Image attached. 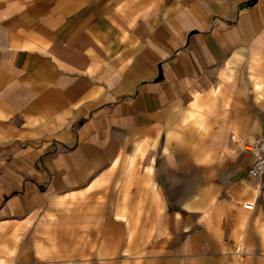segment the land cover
<instances>
[{
  "label": "crops",
  "instance_id": "crops-1",
  "mask_svg": "<svg viewBox=\"0 0 264 264\" xmlns=\"http://www.w3.org/2000/svg\"><path fill=\"white\" fill-rule=\"evenodd\" d=\"M263 132L264 0H0V264H264Z\"/></svg>",
  "mask_w": 264,
  "mask_h": 264
},
{
  "label": "built area",
  "instance_id": "built-area-1",
  "mask_svg": "<svg viewBox=\"0 0 264 264\" xmlns=\"http://www.w3.org/2000/svg\"><path fill=\"white\" fill-rule=\"evenodd\" d=\"M247 151L251 155V163L246 170V176L252 179L264 177V132L254 139ZM241 206L246 211L254 208L253 202H245Z\"/></svg>",
  "mask_w": 264,
  "mask_h": 264
},
{
  "label": "rangeland",
  "instance_id": "rangeland-1",
  "mask_svg": "<svg viewBox=\"0 0 264 264\" xmlns=\"http://www.w3.org/2000/svg\"><path fill=\"white\" fill-rule=\"evenodd\" d=\"M249 159H250V155L244 156V158L242 159V163H247L249 161ZM189 183L190 182L187 179L186 180H181V182H179V184L181 185V188H180V199L182 201L187 199L186 194H187V192L189 191V188H190Z\"/></svg>",
  "mask_w": 264,
  "mask_h": 264
}]
</instances>
